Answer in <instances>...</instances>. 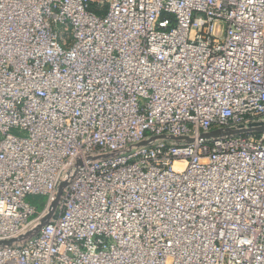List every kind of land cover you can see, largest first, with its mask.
<instances>
[{"label": "built area", "instance_id": "obj_1", "mask_svg": "<svg viewBox=\"0 0 264 264\" xmlns=\"http://www.w3.org/2000/svg\"><path fill=\"white\" fill-rule=\"evenodd\" d=\"M263 121L264 0H0V264H264Z\"/></svg>", "mask_w": 264, "mask_h": 264}, {"label": "water", "instance_id": "obj_2", "mask_svg": "<svg viewBox=\"0 0 264 264\" xmlns=\"http://www.w3.org/2000/svg\"><path fill=\"white\" fill-rule=\"evenodd\" d=\"M250 130H253V131H257V132H263L264 131V126H261V127H256V128H252ZM244 130H231L230 132L232 133H240V132H243ZM224 134V131L223 130H217V131H213V132H210V133H205L202 135V138L204 139H208V138H213V137H219V136H222ZM162 139H165V140H169V141H172V142H175V143H181V142H187V143H190L192 141V139L190 137H184V138H175V137H167V136H159V137H155L153 139H150L148 141H144L142 142L139 146H146L148 144H150L151 142L153 141H156V140H162ZM65 186L64 183H62L60 186H59V191H58V195L61 194L62 192V189L63 187ZM56 205H57V202H54L53 204V210L51 211L50 214H48L46 216V218L44 219L43 221V224L40 225L39 227H37L34 231H31L29 232L28 234L25 235L24 238H30V237H33L35 234H37L39 232V230L41 229V227L47 223L52 215H53V212H54V209L56 208ZM14 241H9V242H6L4 243L5 245H11L13 244ZM1 245V244H0Z\"/></svg>", "mask_w": 264, "mask_h": 264}, {"label": "rangeland", "instance_id": "obj_3", "mask_svg": "<svg viewBox=\"0 0 264 264\" xmlns=\"http://www.w3.org/2000/svg\"><path fill=\"white\" fill-rule=\"evenodd\" d=\"M264 126V121L263 122H252L248 124V128H256V127H261ZM245 126H237L235 127L234 130H242L244 129ZM172 142V141H171ZM136 148H134L135 150ZM45 197H30L29 202L34 203L35 206H37V209L40 211L43 208V204L45 203Z\"/></svg>", "mask_w": 264, "mask_h": 264}, {"label": "trees", "instance_id": "obj_4", "mask_svg": "<svg viewBox=\"0 0 264 264\" xmlns=\"http://www.w3.org/2000/svg\"><path fill=\"white\" fill-rule=\"evenodd\" d=\"M174 143V142H173Z\"/></svg>", "mask_w": 264, "mask_h": 264}]
</instances>
